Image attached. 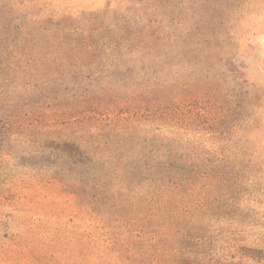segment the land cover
<instances>
[{"label": "rangeland", "instance_id": "1", "mask_svg": "<svg viewBox=\"0 0 264 264\" xmlns=\"http://www.w3.org/2000/svg\"><path fill=\"white\" fill-rule=\"evenodd\" d=\"M193 1L0 0V264H173L176 238L168 243L167 237L137 236L154 206L140 199L133 183L132 190L125 189V176L118 174L119 183L113 178L107 187L93 188L101 182L91 174L68 170L60 149L50 145L61 134L48 133L49 101L40 93L44 64L36 78L24 73L15 78L14 55L22 54L19 64L25 66L26 55L44 54L48 43L64 34L60 28L70 24L85 35L94 30L90 40L98 43L97 54L106 49L108 55L137 57L158 24L174 23L175 34L192 21ZM207 6L204 50L182 59L174 45V56L163 58L171 64L154 66L160 77H176L175 85L141 92L138 79L148 67L129 58L134 62L122 71L106 72L123 79L104 83L102 91L98 86L104 95L94 97L124 117L129 107L151 98L187 104L203 91L206 101L217 99L218 113L233 119L234 152L213 143L199 121L189 131L178 129L185 139L203 143L209 158L223 160L216 178H203L190 197L193 207L181 216L188 222L180 219L174 226L202 236L204 244L184 247L190 264H264V0H208ZM155 19L161 21L150 22ZM103 40L109 49L100 47ZM170 48L158 46L160 52ZM2 51L7 61H1ZM184 81L193 86H182ZM242 117L248 121L240 125ZM114 123L125 131V120ZM138 133L146 137L159 130L148 125ZM119 137L110 131L113 142H125Z\"/></svg>", "mask_w": 264, "mask_h": 264}, {"label": "trees", "instance_id": "2", "mask_svg": "<svg viewBox=\"0 0 264 264\" xmlns=\"http://www.w3.org/2000/svg\"><path fill=\"white\" fill-rule=\"evenodd\" d=\"M207 5L208 0H194L191 6L192 21L184 23L175 34L174 23L163 26L158 24L157 28L149 33L153 39L137 57H128L125 53L108 55L112 52L105 53L106 49L104 53L97 54L99 45L96 40H90L94 30L91 29L85 35L84 31L78 32L70 24L60 28L64 34L51 40L47 45L48 51L44 54L34 57L26 55L25 66L19 64L22 54L14 55L15 60L17 58V64L13 63L16 66L15 78L23 73L36 78L41 73L40 65L44 64L45 90L40 93L49 101L46 122L48 133L61 134L52 139L50 145L60 149L63 163L71 167H68V170L75 168L80 177L91 174L93 181L101 182L95 186L91 185L93 188L107 187V181L113 178L119 183L118 174L125 176V189L132 190L133 183L141 194L140 199L154 206L152 214L148 216L147 228L137 236L160 237L158 241L167 237L168 243H173L172 240L176 238L178 247L172 256L173 264H190L189 255H184V247L189 246V243L204 244L202 236L191 237L186 227L177 228L174 225H178L177 220L181 219L183 213H190L193 207V203L189 201L190 197L196 188H200L203 178H216L215 169L223 160L219 157L209 158L208 149L203 143L185 139L182 133L177 134L178 129L185 128V131H189L191 125L199 121V128L208 131L213 143L217 142L222 150L227 149L233 153L232 148L236 146L235 131L229 130V127L231 129V126H234L230 123L233 119L229 121L221 111L218 113L221 109L220 102L217 99L206 101L203 91L201 95H193L196 99L187 104L177 100L164 103L153 98L146 99L140 105L129 107V110L125 111V117L116 116L114 107L110 108L106 104L102 107L100 102L95 101L94 96L104 95L99 91L100 88L101 91L105 89L104 83H117L123 79L118 77V73L108 75L106 72L110 69L122 71L125 64L134 62L129 61V58H136L144 67H148L141 76L142 80L138 79V86L143 87L139 89L141 92H148L151 87L175 85L173 81L176 77H160V70L154 66L171 64L163 58L174 56V53L170 52V47L174 45L179 47L176 51L178 55L198 50L201 53L204 50L208 41ZM159 21L161 20L155 19L150 22ZM56 26L59 27V23ZM161 43L170 50L160 52L158 46ZM100 47L109 49L111 45L103 40ZM186 57L182 55V59ZM7 58V54L3 52L1 61H7ZM152 66L154 69L150 71ZM189 76L191 81L192 73ZM189 81H184L181 85L193 86ZM62 100L66 101L65 107H60L58 103ZM69 103L71 105H68ZM115 119L125 120V131L117 130ZM227 121L230 126H226ZM247 121L242 117L238 122L241 125ZM148 125L159 130V133L142 137L138 131ZM93 127L101 132H93ZM164 128L168 134L162 133ZM222 129L228 131L223 132ZM110 131L120 135L119 139L125 136V142H113V139H109ZM198 206L199 209L202 208V205ZM181 221L188 222L186 217H182Z\"/></svg>", "mask_w": 264, "mask_h": 264}]
</instances>
